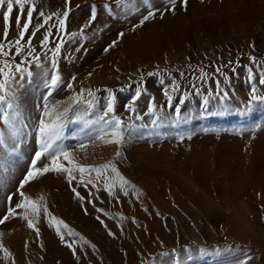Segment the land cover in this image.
Here are the masks:
<instances>
[{"label":"rangeland","instance_id":"obj_1","mask_svg":"<svg viewBox=\"0 0 264 264\" xmlns=\"http://www.w3.org/2000/svg\"><path fill=\"white\" fill-rule=\"evenodd\" d=\"M77 5L81 6L80 3H77L73 10L78 8ZM91 5L86 3L89 8ZM93 5L98 6V11L102 8L101 4L93 3ZM87 8L84 16L87 15L86 12H90V9ZM4 10L0 9V13ZM15 15L16 12L14 11L12 14L13 23L8 37L9 40L13 41L18 38V30H16L14 23ZM133 26L134 24L127 28L132 29ZM1 31L2 26H0V38H2ZM120 32H124V29ZM83 37H77V44H74L73 48L83 46ZM27 39L28 36L26 35L25 40ZM33 39L32 47L36 49L34 55L41 58L38 49L40 47L39 39L36 37ZM113 41L110 40V43L112 44ZM0 42L4 41L0 39ZM8 47L9 45L6 43V48ZM75 49L70 51L71 56L76 52ZM25 56L17 57V60H24ZM98 57L92 58L93 63L98 62ZM252 58H255V61ZM150 59L141 61L125 71H121L113 63L110 71L102 72L97 68L71 69L67 64H61L58 61L57 67L63 80L68 82L71 77L75 76L76 79L72 83L77 87L73 86V89L69 90L65 83L53 93L50 98L52 103L65 100L64 98L66 94L68 96L69 92L72 96L82 89H90L100 98V104L94 109L81 108L79 110L83 118L76 123H69L63 140L57 142L59 146L72 152L75 163L88 167H101L109 162L114 163L120 175L128 181L124 190L130 191L133 189L131 183L138 179L139 173H137L136 164L141 149L152 150L157 148L158 152L162 149L161 151L165 150L164 152L171 150V153L174 152L172 145H175V147L182 149L181 154L183 155V152L188 154L187 150L191 153L193 141L200 135L231 137L236 134L241 136L264 132V102H256L250 109L244 111V107L249 101L251 87L258 89V95H264V85L258 83L260 79H264V20L253 25L243 14L237 16L235 20L226 19L218 24L215 30L201 29L200 32L195 33L191 40L186 41L181 49H173ZM47 62L49 61L47 60ZM24 66L33 72L30 82H25L24 87L19 90V104L27 123V135L23 138L19 152L15 156H10L8 151L0 148L5 166L0 169V176H3V187L0 189V217L6 213L9 194H13V204L19 200L18 185L29 170L35 151L38 150L34 129L41 116L42 98L46 89L42 83L43 72L39 74L38 68L33 63H27ZM217 67L221 68L220 73L216 72ZM50 68L49 62L46 69ZM202 72L207 74L203 79H201ZM148 73L155 75L148 76ZM249 75L252 77L251 80ZM100 76L103 79L101 82L99 80L96 84L91 82L92 77L99 79ZM142 77L146 82L147 91L137 101L136 112L134 114L126 112L124 106L133 97L137 82ZM173 82L180 85V90L173 94V101L168 103L163 94V89L167 88L170 91ZM217 82H219V86ZM122 88L125 91H119ZM108 89L117 96L116 113L122 118L125 125L133 126L126 132L127 142L119 148L120 158L116 156L118 146L106 143L112 137L107 136L103 140L97 139L99 126L85 123V121L95 120L100 114L102 105L106 102L107 92L105 90ZM221 90L228 94V98L223 104L220 101ZM25 97L28 99L31 97V100H25ZM183 97H186L185 103L179 105V99ZM85 98H90L87 97V92H85ZM150 98L155 101L157 109L155 113L148 112ZM206 99L208 103L204 106ZM178 105L179 114L176 112ZM2 110L0 108V111ZM69 117L75 119L72 112H69ZM0 132L6 137L9 135L8 128L2 121H0ZM81 144L86 145V147L81 149ZM12 146V141L9 139L8 147L11 148ZM96 155H101V157L93 158ZM61 162L64 163V161ZM37 166L42 165L38 162ZM180 168L179 166L178 169L180 170ZM132 174H134V178ZM111 175L115 176L109 169L99 178V181L104 184L105 179L110 180ZM77 178L79 179V175ZM91 178L95 179V173L91 174ZM65 179H67L66 176L59 177V184L62 183V187H65ZM29 184L25 186L24 191L26 195L35 200L36 197L27 193ZM34 190L36 191L37 188ZM79 193L81 194L80 191ZM107 194L110 203H114L113 195L108 192ZM143 194L147 196L146 192ZM254 194L255 191L253 197ZM72 196L79 200L74 193ZM137 199H135L136 202H138ZM166 199L168 208L176 212L175 215L171 216L168 212H160L158 208L156 210V206L150 204L148 205L149 213L145 216L154 217V214L150 213L154 210L159 211L155 217L160 221L161 235L170 233V238L174 242L171 244V240V243L168 244L164 242L163 238L155 235L154 241L146 245V247L153 245L152 248L150 247L151 258L146 257L141 264H264V249L256 246L255 243L239 241L226 230L229 215L233 211L232 201L226 200L227 204L218 199L208 200L209 198H205L206 200L198 199L197 201L183 194H177ZM79 201L80 204H83L84 200ZM208 203L210 204L208 205ZM239 203L244 209L240 216L242 223L246 225L251 220L254 221L253 213L249 208L242 201ZM206 205L209 209L213 208L214 212H207L205 210ZM218 206H222V208ZM91 207L94 209L93 205ZM19 211L22 216L23 210ZM20 218H10L8 221L14 224ZM100 218L103 221L107 219L104 215ZM258 219L260 220L261 217ZM180 221L183 223L181 229L179 228ZM142 225L144 229L141 228V231L144 234H150V230L145 227L146 225ZM9 230V226L0 225V244L6 248L9 242ZM182 231L184 236H187V242L182 241ZM85 241L87 240L81 239L80 244L83 254L89 257L94 254L95 249L88 241L87 243ZM129 262L128 257H126L123 264H130ZM47 263H50L49 259H47Z\"/></svg>","mask_w":264,"mask_h":264},{"label":"bare ground","instance_id":"obj_2","mask_svg":"<svg viewBox=\"0 0 264 264\" xmlns=\"http://www.w3.org/2000/svg\"><path fill=\"white\" fill-rule=\"evenodd\" d=\"M36 2L38 8L46 15L62 13L68 7L65 0H36ZM77 3L81 4V8L73 10ZM86 3L88 5L107 3L111 6L112 13L99 9L96 21L85 29L81 50L71 56L70 51L75 49L76 47L73 48V46L77 44V38L73 41L71 33L79 31L90 18V12H86L87 15L84 16L85 9L87 7L90 9ZM151 3L160 11L156 12L154 18L133 31V28L127 27L136 25L146 14V6H143L141 0H136L139 11L129 10L123 6L118 7L115 0H70L71 12L67 21V31L57 32L55 28H52L54 35L50 37L48 48L54 47L62 36L67 43L58 58L61 64H67L71 69L97 68L102 72L110 71L112 64L115 63L118 69L125 71L141 61L154 59L157 55L173 49H181L186 41L194 37L195 33L200 32L201 29L215 30L216 26L226 19L235 20L237 16L243 14L253 25L264 20V0H187L186 8L182 6L181 0H177L174 13L165 11L167 0H151ZM161 12H164L163 16ZM55 23L57 20L54 16L48 27L51 28V25ZM123 29L124 36L119 38L118 33ZM36 39L40 42L39 34ZM110 40L117 43L106 52L105 49L113 44ZM38 49L41 54V63L46 68L49 63L48 57H45L47 49L42 48L41 45ZM50 55L51 52H48L49 57ZM95 57H98V62L93 63L92 58ZM37 71L42 74L43 69ZM96 77L98 78V75ZM96 77L91 79L94 84L98 83V80L100 82L103 80L101 76L99 79H95ZM104 80H106L105 77ZM70 96L71 92L68 96L66 94L65 100L60 101V109L63 110L68 106ZM25 100H31V97ZM237 135L197 136L193 141L191 153L187 150L188 154L183 152V155L182 149L175 145H172L174 152L171 153V150H166V153L165 150L161 151L162 149L158 152L157 148L141 149L136 164L138 179L131 183L133 189L127 190L128 194L125 195V190L120 189L119 181H117L113 189L114 194H110L115 199L112 204L107 194L109 191L99 180L94 179L95 187L91 184L85 187L80 185L78 178L71 185L68 179H65V187H62V183L59 184V177L66 176L64 174L47 173L38 176L36 180L30 182L27 193L36 197L35 200L43 196L44 199L40 203L46 206L53 216L64 221L70 229H74L73 232L79 234L78 236L66 235L65 240L69 243L74 242L76 256L80 259L76 260L72 250L61 242L54 228L49 227L43 216L37 225L40 228L39 238L34 230L27 227L26 221L19 217V221L14 224L10 221L4 224L10 227L7 248L9 249L10 246L12 258L5 259L3 252H0V264H13V260L15 264H123L126 257L130 264H141L146 257L151 258L150 249L153 245H150L151 248L146 245L154 241L155 235L163 238L164 242L171 243L170 233L161 235L160 221L155 215L159 214V211L168 212L171 216L175 215L176 212L168 208L166 198L177 194L189 196L197 201L207 198L208 200L218 199L226 204L227 201H232L233 211L229 215L226 230L237 240L255 243L256 246L264 249V132ZM99 156L101 157L96 155L93 158ZM64 163L67 164V161ZM112 179H115V176L111 175L108 180ZM73 187H76V190L80 191L84 197L83 204H80V201L73 197L74 195L72 196ZM35 188H37L36 191ZM144 192L147 196L143 194ZM89 193L93 195L90 196ZM89 200L92 202L89 203ZM240 201L253 213L254 221L251 220L246 225L240 219L244 212ZM150 204L159 210L150 213L154 214V217L145 216L149 213L148 205ZM208 205L205 210L211 213L213 208L209 209ZM218 207L222 208V206ZM102 215L107 218L105 221L100 218ZM258 217L261 219L259 220ZM101 220L103 223L100 222ZM142 224L146 225L150 234H144L141 231V228L144 229ZM180 224L181 229L182 221ZM64 231L67 232L66 229ZM109 232L114 235H109ZM80 237L91 245H95L93 255L87 257L83 254ZM181 237L183 242L188 241L183 231ZM173 242L172 240L171 244ZM47 259L50 263H47Z\"/></svg>","mask_w":264,"mask_h":264},{"label":"snow or ice","instance_id":"obj_3","mask_svg":"<svg viewBox=\"0 0 264 264\" xmlns=\"http://www.w3.org/2000/svg\"><path fill=\"white\" fill-rule=\"evenodd\" d=\"M116 5L123 6L129 10L139 11L137 8L136 0H115ZM182 6L186 8L187 0H181ZM68 7L62 13H54L53 15H46L44 11H41L36 0H0V9H5L0 13V26H2V39L4 42H0V121H2L8 128L9 135L6 137L2 132H0V148L8 151L10 156H15L19 152V148L23 142V138L27 135V123L23 117V110L19 104V90L25 85V82H30L33 77V72L25 67L27 63H33L36 68L43 69V86L46 92L42 98V108L41 116L37 122L34 129L37 136L38 150L35 151L34 156L31 160V165L24 178L18 185V195L19 200L13 204V194L7 196V210L6 213L0 217V225H4L10 218L21 217L27 223V227L35 231L37 238L40 236V228L37 226L41 217L43 216L45 222L49 227L54 228L56 234L62 243L72 250L73 256L79 261L80 257L76 256V249L73 247V243L66 242L65 236H78V233L73 232L72 229L68 227L64 221L53 216L48 208L42 205L40 202L44 199L41 196L38 200H34L28 195H26L24 189L31 181L36 180L38 176H43L47 173H57L66 175L69 184L71 185L73 181L77 180V173L79 174L80 185L87 186L93 185L95 187V180L106 173L109 169L115 174V179L109 181L105 179L104 187L109 191V194H114L113 189L116 187V182L119 181V187L124 190L128 181L125 180L117 170L114 163L109 162L101 167H88L84 165H79L74 162L72 152L65 147L59 146L57 142L62 141L66 128L69 123H76L83 117L80 114L81 108H86L88 110L94 109L98 104H100V98L92 92L90 89H82L79 93L74 94L69 97L68 106L60 110V101L52 103L50 98L53 93L65 85L69 90L73 89L72 81H75L76 77H71V80L65 82L60 75L57 67L58 58L61 55L62 48H64L65 43L63 37H60V42L54 44V47L48 48L50 43V37L54 35L52 28H55L57 32L67 31V21L70 16V0H65ZM141 3L146 6V14L143 15L142 19L133 26V31L137 27L143 26V24L155 17L156 12L160 11L156 9L151 0H141ZM177 0H167V5L165 6V11L175 12ZM79 8L80 6L77 5ZM109 14L112 13V8L109 4H104L101 6ZM16 12L15 15V27L18 30V38L9 40L10 29L12 27L13 18L12 14ZM35 14V16H34ZM163 16L164 12L160 13ZM98 15V6H90V18L86 24H84L78 32L71 33V38L73 41L77 37H83L85 34V29L89 25L93 24ZM56 17L57 23L52 24L51 28L48 27L53 17ZM43 30V31H42ZM40 36V45L42 48L47 49L45 52V57H48V52H51V56L48 58L51 68L46 69L41 63V58L34 55L36 49L32 47L33 38ZM26 35L28 39L25 40ZM124 33H118L119 38H123ZM9 45L6 48V43ZM117 41H113L112 45H109L105 49L107 52L111 47L115 46ZM254 47V45H253ZM81 49L77 47L76 52ZM25 53L27 54L25 56ZM25 56L24 60H17V57ZM31 58V59H29ZM255 61V58H252ZM13 61H16L15 63ZM216 72L220 73L221 68L217 67ZM154 73H148V76H153ZM181 75H183L181 73ZM207 75L206 73L201 74V79ZM227 78V77H226ZM249 79L252 77L249 75ZM163 83V81H161ZM259 84L264 85V79L258 81ZM219 86V82H217ZM180 85L175 82L171 85V90L165 88L163 89V94L167 98V102L171 103L173 101V94L179 92ZM107 92L106 102L102 105V110L95 120L85 121L86 124H95L99 126V135L97 139L103 140L105 137L110 136L112 139L107 140L106 143L116 144L118 150L116 156L121 157V152L119 148L122 147L126 142L128 137L126 132L129 131L133 126L125 125L122 118L116 113V101L117 96L112 90H105ZM123 92L125 89H120ZM147 91L146 82L143 77L137 82L133 97L131 100L125 104V111L129 113H135L137 107V101L141 98L143 94ZM220 95V101L223 104L228 98L227 92H223ZM85 92H87V97L85 98ZM258 89L256 87L250 88V97L248 103L244 107V111H247L256 102H264V95L257 94ZM186 97L179 99V105L185 103ZM208 103L207 99L204 101V106ZM179 105L176 108L177 114H179ZM155 101L150 98V104L148 107V112H156ZM69 112H72L75 119L69 117ZM12 141V147H8V140ZM86 145L81 144L80 148L83 149ZM3 154L0 153V169H3L4 163L2 159ZM67 161V165L61 161ZM46 161V162H45ZM38 162L42 166H37ZM95 173V180L91 178V174ZM3 187V176H0V189ZM73 193L76 197L83 201L84 197L77 192L76 187L72 188ZM127 195V191L124 193ZM89 195H93L89 193ZM92 201L89 200V203ZM19 210H23L22 216ZM98 211H102L97 209ZM85 214H87L85 210ZM100 220L99 217H97ZM103 223V221H100ZM67 230L65 232L64 230ZM109 235H114L109 232ZM83 239V237H80ZM87 243V241H85ZM94 248L95 245H92ZM0 252H3L5 259H11L12 253L3 244H0ZM13 264L15 261L13 260Z\"/></svg>","mask_w":264,"mask_h":264}]
</instances>
